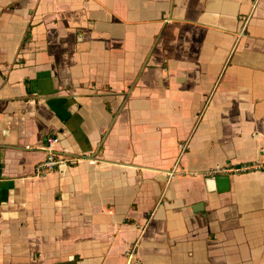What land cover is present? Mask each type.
<instances>
[{"label":"crops","instance_id":"crops-1","mask_svg":"<svg viewBox=\"0 0 264 264\" xmlns=\"http://www.w3.org/2000/svg\"><path fill=\"white\" fill-rule=\"evenodd\" d=\"M261 164L264 0H0V264H264Z\"/></svg>","mask_w":264,"mask_h":264},{"label":"built area","instance_id":"built-area-1","mask_svg":"<svg viewBox=\"0 0 264 264\" xmlns=\"http://www.w3.org/2000/svg\"><path fill=\"white\" fill-rule=\"evenodd\" d=\"M57 142H58V138L56 136L54 135L47 136L46 141H45V152H46V155L44 156L45 159L36 166L35 172L37 175H45V174L57 171L63 167L72 165L77 161L76 159L71 158L62 152L57 153V151L53 149V146ZM186 150H187V145L185 144L180 145V153H183ZM246 170L264 171V166L261 164L253 168L243 169L242 171H246ZM237 171H240V170H237ZM220 172H221L220 169H214L211 171V175H217V174H220ZM131 255H133V250L132 252H130V256Z\"/></svg>","mask_w":264,"mask_h":264}]
</instances>
